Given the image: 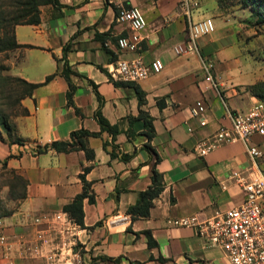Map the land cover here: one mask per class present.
<instances>
[{"label": "crops", "instance_id": "0c3cea01", "mask_svg": "<svg viewBox=\"0 0 264 264\" xmlns=\"http://www.w3.org/2000/svg\"><path fill=\"white\" fill-rule=\"evenodd\" d=\"M117 1L44 3L38 7L37 22L14 25V37L21 46L7 50L5 71L39 84L31 95L20 99L26 113L9 118L10 136L0 128V233L5 236L0 264H78L79 260L89 264H230L223 250L206 245L193 226L171 220L194 213L206 217L242 199L240 186L227 175L252 163L244 144L237 139L223 141L205 154H198L194 145L208 139L219 126L228 127L229 110H245L258 99L247 85L264 78V69L253 66L264 53L259 57L251 53L240 30L242 21L223 13L217 0L205 3L207 15L196 14L198 0L188 14L178 0H132L145 18L141 48L119 50L115 38L126 27L114 19ZM206 16L212 21L218 17L217 29L198 36L196 43L212 62L215 85L205 79L196 54H177L172 49L185 39L188 22ZM135 57L144 63L153 57L162 61L158 72L132 80L143 92L140 105L134 86L117 82L126 79L107 71L110 62ZM68 82L72 104L66 98ZM195 100L205 106L204 124L190 113ZM96 108L110 123L136 115L139 108L151 117L155 132L150 144L159 157L155 167L162 174L163 188L145 216L131 217L126 212L137 191L149 183L155 160V154L143 146L147 140L143 121L131 122V136L124 131L127 123L120 122L121 130L111 138L100 130ZM80 127L98 133L86 137L92 157H85L82 149L34 150L37 144L66 139ZM250 143L261 150L253 161L264 175V136L253 134ZM121 153L130 156L121 159ZM83 165H88L83 175L90 182L93 200L82 198L83 225L79 226L54 214L64 211L63 204L81 190ZM3 169L25 178L23 197H10ZM35 216L40 219L33 223ZM145 229L154 245L147 244Z\"/></svg>", "mask_w": 264, "mask_h": 264}, {"label": "built area", "instance_id": "2783aa9c", "mask_svg": "<svg viewBox=\"0 0 264 264\" xmlns=\"http://www.w3.org/2000/svg\"><path fill=\"white\" fill-rule=\"evenodd\" d=\"M178 1L186 14L196 5L194 0ZM114 19L126 27L125 33L116 36V47L127 51L140 49L145 18L139 6L132 0H118ZM213 27L209 16L188 22L185 39L174 44L172 49L177 54H196L205 79L215 85L212 62L201 54L196 43L198 36L207 34ZM161 68L162 61L159 57H153L148 63L135 57L129 60L118 58L108 64L107 71L112 77L137 80L145 77L149 71L158 72ZM204 108L200 100H195L189 107L191 115L198 119L199 124L205 123L202 116ZM228 117V127L219 126L208 139L197 141L194 149L198 154H205L223 141L237 139L244 144L252 163L243 170H233L227 175L240 186L242 199L237 204L217 209L206 217H199L194 213L174 218L171 222L193 226L206 245L223 250L230 264H264V175L253 161L261 155V150L250 143L253 134L264 136V100L255 99L245 110H229ZM221 186L225 187L223 183ZM54 218H62L64 222L72 223L65 211L55 213ZM39 219L35 216L32 222L36 223ZM4 242L5 236L0 233V245H4Z\"/></svg>", "mask_w": 264, "mask_h": 264}, {"label": "trees", "instance_id": "16d2710c", "mask_svg": "<svg viewBox=\"0 0 264 264\" xmlns=\"http://www.w3.org/2000/svg\"><path fill=\"white\" fill-rule=\"evenodd\" d=\"M44 3H50L56 6L58 5V0H0V51H7L17 46H21V44H18L15 40L14 25L16 23L37 22L39 18L38 7L40 4ZM240 3L242 5L251 6V13L254 15L255 21L257 23H264V0H240ZM64 48H66V46ZM0 67L4 68L5 66L1 65ZM61 72L67 79L65 69H62ZM52 75L53 73L46 75L45 80L50 78ZM117 82L132 84L137 95L138 104L140 105L143 103V92L137 87L134 81L118 80ZM38 84L39 82H30L19 76L0 74V95L3 98V101L0 102V128H2L8 136H10V131L13 129V124L9 121V116L26 113L27 110L21 105L20 99L25 95H31L33 88ZM247 88L258 99L264 100V79L256 80L248 84ZM71 92L72 85L68 82L66 98L67 103L69 104H72ZM157 104L160 105L161 101L157 100ZM75 110H77L76 107ZM94 116L99 124L100 130L111 134V138L115 135V133L121 130L120 122L125 121L127 123L124 131L128 134V136H131L133 135V131L130 127L131 122L136 118L142 119L143 126L145 128L144 133L147 137L143 146L155 154V160L151 167L149 183L145 188L137 191L135 201L126 207V212L129 213L131 217L145 216L148 213L149 207L152 205V199L157 196L163 188L162 174L155 167V163L158 161L159 157L150 144V139L155 132L151 123V117L142 108H139L136 115H125L121 117L119 121L114 123L108 122L101 114L99 108H96ZM97 134V132H90L80 127L71 130L68 138L59 140L54 139L42 145L37 144L34 146V150L36 152H41L47 149H53L55 151L82 149L85 157L90 158L93 156V151L86 145V137L88 135ZM0 138H2L1 135ZM14 139L15 141H19L17 138ZM112 153L113 152L110 151V154ZM129 156L130 154L127 153L120 154L121 159H127ZM2 164L4 166V161ZM87 168L88 165H83L82 172L79 173L82 182L81 190L76 193L70 201L62 206V209L66 211L68 216L79 226L83 225L82 198L86 196L89 201L93 200V195L89 188L90 182L85 180L83 175V172L87 170ZM3 171L8 174L6 181L9 186L10 197H23L26 184L25 178L12 169H3L2 172ZM143 232L147 237V244L154 245L155 242L150 234V231L145 229Z\"/></svg>", "mask_w": 264, "mask_h": 264}, {"label": "rangeland", "instance_id": "374dc122", "mask_svg": "<svg viewBox=\"0 0 264 264\" xmlns=\"http://www.w3.org/2000/svg\"><path fill=\"white\" fill-rule=\"evenodd\" d=\"M208 0H198L199 6H198V12L196 14H199L202 12V14L207 15L209 12H205L203 9L205 3ZM218 6L220 7V10L223 11V13L230 12L235 17L234 19L238 21H242L243 28L240 30H243V38H245L246 46L249 50H251V53H254L256 57H259L262 55L261 53L263 51L264 47V23H257L255 21L254 15L251 13V6L249 5H242L240 3V0H217ZM233 12V13H232ZM219 21L218 17L213 18L214 28L217 29ZM241 48V46H239ZM243 47V46H242ZM7 51H0V66L4 65V68L0 67V74H8L5 71ZM253 66L257 67L258 69H264V55L262 58L255 59L253 61ZM264 79V78H263ZM260 80V79H258ZM3 101V98L0 95V102ZM12 115L9 116V118ZM261 166H264L262 163ZM2 172V171H1ZM1 175L8 176L6 172H2ZM75 245V244H74ZM77 246V245H76ZM75 246V247H76ZM78 264L81 263H90V261L82 262L78 261Z\"/></svg>", "mask_w": 264, "mask_h": 264}]
</instances>
